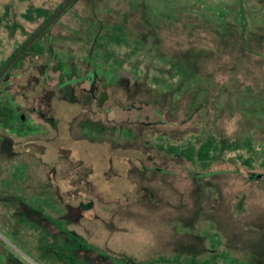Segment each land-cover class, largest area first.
<instances>
[{"label":"rangeland","instance_id":"374dc122","mask_svg":"<svg viewBox=\"0 0 264 264\" xmlns=\"http://www.w3.org/2000/svg\"><path fill=\"white\" fill-rule=\"evenodd\" d=\"M67 1L0 0V69ZM36 42L0 78V264H264V0H76Z\"/></svg>","mask_w":264,"mask_h":264},{"label":"trees","instance_id":"16d2710c","mask_svg":"<svg viewBox=\"0 0 264 264\" xmlns=\"http://www.w3.org/2000/svg\"><path fill=\"white\" fill-rule=\"evenodd\" d=\"M69 1V0H68ZM67 1V2H68ZM76 1V0H75ZM74 1V2H75ZM67 2L65 4H63L58 10L57 12H55L54 14H52L51 16H49V18L44 22V24L41 26V28H39L35 33L32 34L31 38L26 41L24 44H21L11 55V57L9 58V60L7 61V63L0 69V72L3 70V68L5 66H7L12 60L13 58L28 44V42L67 4ZM73 2V3H74ZM72 3V4H73ZM66 12V10L64 11ZM58 20V19H57ZM56 20V21H57ZM55 21V22H56ZM50 29H48L44 34H46ZM43 34V35H44ZM42 35V36H43ZM41 36V37H42ZM37 46V42H34L24 53L21 57H19V59L11 66H15L20 62V59H22L24 57L25 54H27L28 52L32 51L33 49H35V47ZM51 95L55 94V91H51L50 92ZM14 109L9 108L4 106L3 108L0 109V124H4L5 127L7 128H13V122H14ZM215 143L214 140L209 139L207 141H205L200 148L195 151L192 148L187 149L186 151L181 152V155H183L184 157L190 159V160H194L195 157H198L200 160H206L208 158H210V154L212 152V149L215 147ZM170 153H176L177 149L175 146H170L169 150Z\"/></svg>","mask_w":264,"mask_h":264},{"label":"water","instance_id":"95a60500","mask_svg":"<svg viewBox=\"0 0 264 264\" xmlns=\"http://www.w3.org/2000/svg\"><path fill=\"white\" fill-rule=\"evenodd\" d=\"M69 0L67 4L28 42V44L13 58V60L0 72V78L3 74L18 60V58L52 25V23L74 2Z\"/></svg>","mask_w":264,"mask_h":264},{"label":"flooded vegetation","instance_id":"af4514ba","mask_svg":"<svg viewBox=\"0 0 264 264\" xmlns=\"http://www.w3.org/2000/svg\"><path fill=\"white\" fill-rule=\"evenodd\" d=\"M69 7H70V6H69ZM69 7H68V8H69ZM68 8H67V9H68ZM67 9H66V10H67ZM57 19H58V18H57ZM57 19H56V20H57ZM56 20H55V21H56ZM55 21H54V22H55ZM54 22H53V23H54ZM53 23H52V25H53ZM52 25H51L48 29H50V28L52 27ZM48 29H47V30H48ZM47 30H46V31H47ZM46 31H45V32H46ZM45 32H44V33H45ZM44 33H43V34H44ZM43 34H42V35H43ZM42 35H41V36H42ZM37 40H38V39H37ZM37 40H36V41H37ZM36 41H35V42H36ZM22 55H23V54H22ZM22 55H21V56H22ZM21 56H20V57H21ZM18 59H19V58H18ZM55 224H56V223H55Z\"/></svg>","mask_w":264,"mask_h":264}]
</instances>
